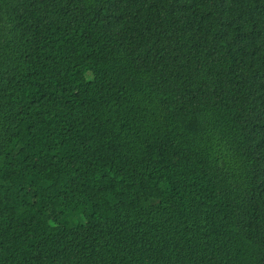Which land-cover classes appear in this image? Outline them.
<instances>
[{
  "label": "trees",
  "instance_id": "obj_1",
  "mask_svg": "<svg viewBox=\"0 0 264 264\" xmlns=\"http://www.w3.org/2000/svg\"><path fill=\"white\" fill-rule=\"evenodd\" d=\"M0 264H264V0H0Z\"/></svg>",
  "mask_w": 264,
  "mask_h": 264
}]
</instances>
